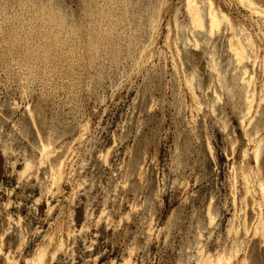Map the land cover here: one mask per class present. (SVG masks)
<instances>
[{
  "label": "rangeland",
  "instance_id": "rangeland-1",
  "mask_svg": "<svg viewBox=\"0 0 264 264\" xmlns=\"http://www.w3.org/2000/svg\"><path fill=\"white\" fill-rule=\"evenodd\" d=\"M213 2L233 31L187 0H0V264H264V18Z\"/></svg>",
  "mask_w": 264,
  "mask_h": 264
},
{
  "label": "bare ground",
  "instance_id": "bare-ground-1",
  "mask_svg": "<svg viewBox=\"0 0 264 264\" xmlns=\"http://www.w3.org/2000/svg\"><path fill=\"white\" fill-rule=\"evenodd\" d=\"M243 1L244 0H241V2H243ZM244 3H245V5H247L250 8V10L252 12L256 13L257 15H261L264 18V7L257 5L253 0H246V2H244ZM187 11L190 15L193 27H196L199 29H206V26H207V29L210 32V34H213V33H215L216 30H219L223 21L228 22V25L232 31L234 29L229 16L225 12L219 10L215 6L213 0H206V7L204 10L201 8V6L199 5V3L197 1L187 0ZM234 38H235V41L233 40ZM245 39H246V41H244L242 36H240L238 34H234L233 37L230 39V49L232 50V52H234L236 60L239 64H241L249 56L248 52H247L246 43L248 45H250L251 47H254L253 38L249 33L246 34ZM197 44H198L197 41H195V45H197ZM254 79H255L254 75L249 73L248 69L245 67L243 69V75H242V82L247 84V90H246L247 109H246L245 114H250L252 107H253V104H254V101H255V98H256V92H255V89L253 86ZM188 83H190V85H192L190 80H188ZM218 98L220 99V96H218ZM259 144H260V142H257L255 144L254 153L256 156L258 154ZM47 148H48L47 145L42 146V151L45 152ZM63 166H64V163L61 161L58 163L56 168L52 169L54 179L58 175L61 176L62 171H63ZM29 167H30V163L27 162L26 168H29ZM262 189L264 190V184L262 185ZM246 192L247 193L250 192V189L248 186H247ZM234 196H235V194H234ZM263 227H264L263 221H262V218L260 217V219L258 221V226L256 227V230L258 228L259 230H257V231H260L261 234L264 236V228ZM248 231L249 230H246V233ZM38 257H39V255H38ZM202 257H203V261H205L208 264H230V261H231V257L227 256L225 254H219L216 257H212L210 254L206 255V253H205ZM243 264H246V262L244 261Z\"/></svg>",
  "mask_w": 264,
  "mask_h": 264
}]
</instances>
